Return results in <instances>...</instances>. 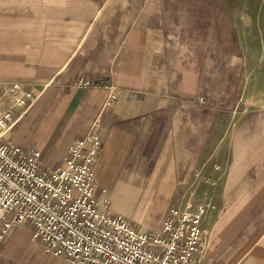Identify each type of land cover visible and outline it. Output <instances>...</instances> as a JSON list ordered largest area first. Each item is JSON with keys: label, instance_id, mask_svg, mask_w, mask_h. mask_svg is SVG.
<instances>
[{"label": "crops", "instance_id": "obj_1", "mask_svg": "<svg viewBox=\"0 0 264 264\" xmlns=\"http://www.w3.org/2000/svg\"><path fill=\"white\" fill-rule=\"evenodd\" d=\"M248 9L247 0H0V113L14 118L5 137L52 170L92 127L94 198L109 212L130 217L127 206L145 199L201 205L206 245L192 264H264V118L241 110L253 87L247 46L264 35L250 37ZM13 83L30 93L23 105ZM168 209L127 222L158 231ZM21 226L29 236L13 226L0 264H64Z\"/></svg>", "mask_w": 264, "mask_h": 264}, {"label": "built area", "instance_id": "obj_2", "mask_svg": "<svg viewBox=\"0 0 264 264\" xmlns=\"http://www.w3.org/2000/svg\"><path fill=\"white\" fill-rule=\"evenodd\" d=\"M74 85L92 83L78 78ZM21 89L18 83L9 88L17 105L30 98ZM13 124L9 111L0 113V243L13 226L28 224L43 251L62 256L64 264H192L194 252L205 247L201 205L171 208L151 232L132 228L94 198L100 138L92 127L69 144L61 166L47 170L38 150L2 140Z\"/></svg>", "mask_w": 264, "mask_h": 264}, {"label": "rangeland", "instance_id": "obj_3", "mask_svg": "<svg viewBox=\"0 0 264 264\" xmlns=\"http://www.w3.org/2000/svg\"><path fill=\"white\" fill-rule=\"evenodd\" d=\"M256 1L257 0H247L249 5V9L247 13L248 17L249 16L257 17V19H250L249 21H247L249 25L250 37L257 35L258 33L261 36L264 35L263 34L264 28H262V24H264V22L262 21V18L264 17V0H263V6H260V4L256 5L255 4ZM247 51L249 53V60H248L249 72L251 74L250 84H252L253 87L245 93L244 102L241 106L242 108L241 110H244L245 108H248L249 110L257 109L258 111L256 113L260 114L257 122H260L261 118L262 119L264 118L263 117L264 115V45L250 44L247 46ZM258 131H260L262 134V137L259 135V138H260V143L264 148V123ZM2 140H9V138H6L4 134V136H2ZM157 191L159 194L161 190H157ZM168 207L170 209V207L172 206H170L169 204L164 206L161 202H157V203L153 201L149 202L148 200L145 199L137 206L134 207L127 206V212L129 215H131L130 217L129 216L126 218H124L123 216L121 217L126 221L130 222L131 224L136 225L137 222L138 223L144 222L142 221L144 220V218H147L149 216L150 218H152L153 217L152 215H155L158 212L159 208H161V210H166ZM13 228L23 230L25 231L24 233H26L29 236L30 231L25 227L16 226Z\"/></svg>", "mask_w": 264, "mask_h": 264}]
</instances>
